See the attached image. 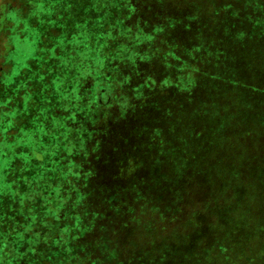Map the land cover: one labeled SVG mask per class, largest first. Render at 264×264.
<instances>
[{
	"label": "trees",
	"instance_id": "obj_1",
	"mask_svg": "<svg viewBox=\"0 0 264 264\" xmlns=\"http://www.w3.org/2000/svg\"><path fill=\"white\" fill-rule=\"evenodd\" d=\"M113 1L104 29L93 37L82 29L88 41L80 48L98 47L102 58L112 53L114 69L98 74L95 90L108 87L116 98L108 81L121 83L129 105H96L88 95L94 91L79 87L66 115L53 108L68 118L53 121L57 147L43 177L56 184L50 195L60 197L61 205L40 215L34 208L42 192L23 196L10 209L2 205L0 264H138L145 258L140 244L152 242L169 247L158 245L152 258L147 254L152 264H180L179 248L198 242L213 249L216 258L207 259L228 264L246 255L247 264L255 263L264 256V0ZM43 3L0 0V86L11 69L5 61L13 49L9 38L19 29L6 14L22 11L25 21ZM63 31L53 24L37 48L81 43ZM67 58L62 55L60 65ZM142 62L150 69L138 70ZM248 70L250 78L238 76ZM15 150L5 152L13 155L5 199L34 167L28 152ZM61 161L67 163L60 170ZM34 169L39 175L41 167ZM64 214L70 220L59 230ZM20 243L18 257L9 256L10 246L19 249ZM120 243L132 252L121 256ZM81 244L89 250L78 262L72 249ZM250 244L258 247H244Z\"/></svg>",
	"mask_w": 264,
	"mask_h": 264
},
{
	"label": "rangeland",
	"instance_id": "obj_2",
	"mask_svg": "<svg viewBox=\"0 0 264 264\" xmlns=\"http://www.w3.org/2000/svg\"><path fill=\"white\" fill-rule=\"evenodd\" d=\"M142 2L144 3V0H142ZM42 5H47L48 7H43L40 12L36 11L35 13V11H33L30 19L25 21H22L26 16L21 13L22 11L11 10L6 14V18L15 22V25L18 26L19 29L16 32L14 31L9 38L13 49L5 57V61L11 66V69L6 76L4 75V78L1 80L2 85L0 86V98L3 100V104H0V207L3 205V207L10 209L15 204L19 203L23 199V196H34L42 192L40 206L34 209L38 211L40 215L45 216L49 213L50 208L57 209L56 207L61 205L59 201L60 197H52L50 195L52 190L55 189L56 184H49L47 178L43 177L46 173L45 166L46 168L50 167L49 161L54 156L57 147L56 139L54 138L55 133H53V121L57 120L58 117H60L61 120L68 118L56 115L55 112H53V108L57 106V108L66 115L69 112L70 104H73V102L71 103L73 100L72 98L76 95L74 90H79V87H85L89 89V91H94V94H88L90 95L89 98L94 96V103H96V105L100 104L102 107H118L120 110H125L129 103L126 88L123 87L120 89L119 87L121 83L115 84L111 80L108 81V84H113L112 86L115 85L114 92L117 95L116 98L108 94V87L106 89L100 87L98 90H95L98 74L103 70L106 72L108 69V75L111 74V70L114 69L113 62L116 61H114L115 57L112 56V53L102 58V56L98 54L102 50H99L98 47L92 50L88 49L89 47L80 48L83 43L88 41V38L82 37V34H80L82 29H84L85 35L91 37L94 36V32L98 33V30L104 29L110 19V11L114 10V1L45 0V3ZM31 22L36 24L35 28H32L30 25ZM53 24L63 26L65 30L63 34L73 32V38H81L79 39L81 43L71 46L66 45L65 47L60 46L55 51L54 49L39 50L37 48V42L42 36L47 34L48 29ZM67 27L71 30L68 29L69 31H67ZM243 50L245 49L240 48L235 53V56L239 58L242 57ZM62 55L68 58L66 64L60 65ZM29 60L35 61L34 63L28 64L27 62ZM36 61L37 63L40 62L41 65H35ZM244 64L240 69H242ZM147 67L150 69V66L142 62L140 66H138V70L142 71ZM252 75L253 72L248 70L246 72H240L238 76L250 78ZM126 82L129 81L126 80ZM126 82L122 84H126ZM203 97L207 99V97ZM212 99L221 103L217 96H214ZM129 115L130 113H127L125 117ZM46 127L47 130H43ZM11 134H13V137L9 138L7 135ZM10 140H12L11 143ZM15 149L28 152L30 157L28 160H32L34 167L39 168L40 166L41 170L40 174L37 175L36 173L39 172V169L35 170L34 167H31V172H27V178L18 179L16 182L17 186H15L14 191L10 194L11 197L5 199L4 194L6 182L8 181L5 170L13 158L12 154L6 157L5 152L6 154H8V152H16L17 150ZM60 163H62V165L58 169L61 170L67 162L61 161ZM51 170L52 169H48V174L51 173ZM53 171L54 169L52 172ZM61 188L62 186H60V190ZM255 202L256 201L252 203ZM262 205L261 208L264 209V203ZM61 211L62 209L60 212ZM78 213L83 215L84 210H79ZM195 217L198 222H204L203 216L195 215ZM60 218L58 220L59 230H64V223L70 220V216L68 215L66 217V214H64L61 218V222ZM252 218L254 221H258L263 217L252 216ZM45 227L48 228V226ZM213 235L215 236L214 233ZM206 244L209 245L208 240L205 245ZM18 245L19 249H14L12 245L10 246L9 256L18 257L17 252L23 251L22 249L20 250L21 243ZM158 245L161 247L159 250L169 249V247H167L168 245L162 242H159V244L156 242L140 244L145 258L144 262L140 260L138 264H152L153 259L149 258L155 255L154 251L157 250ZM68 246H70V244H68ZM120 246L121 251L122 249L125 250L121 253V256L125 253L132 252L131 245H127L126 243L123 247V243H120ZM250 246L251 244L244 247H246V249H253L252 246L258 247L255 244ZM87 248L89 250L86 244L73 247L72 251L77 252V255L80 256L77 259L78 262L84 259L81 252H85L84 250ZM262 248L261 250H264V246ZM114 250L117 253L119 252L116 245H114ZM114 250H109L108 254L114 255ZM68 251H70V248L66 250V252ZM178 251L181 253L182 261L180 264H224L220 261L207 259V257L216 258L215 255H212L213 249L210 248V250H205L204 246H201L199 242L194 246H185V248L183 246L179 248ZM147 254L150 256L149 258ZM72 261V258H66V262ZM245 261L246 255L237 259L234 263L228 264H247ZM101 264L129 263L122 259H112L110 263ZM252 264H264V256L258 257L255 263L252 262Z\"/></svg>",
	"mask_w": 264,
	"mask_h": 264
}]
</instances>
